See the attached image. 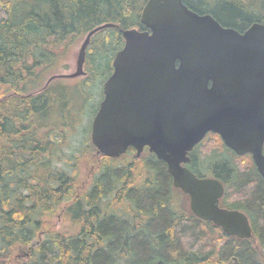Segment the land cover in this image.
<instances>
[{"label": "trees", "instance_id": "1", "mask_svg": "<svg viewBox=\"0 0 264 264\" xmlns=\"http://www.w3.org/2000/svg\"><path fill=\"white\" fill-rule=\"evenodd\" d=\"M146 1L0 0V264H15V251L27 254L20 264H197L209 258L212 264H264V180L251 157L236 154L218 134H205L187 166L223 183L220 202L247 214L252 241L180 213L166 164L152 153L104 156L91 144L90 129L75 154L63 151L65 95L51 80L43 82L44 72L62 64L88 31L116 24L94 33L85 50L88 77L79 91L94 116L96 92L123 44L121 30L144 28L139 18ZM182 2L239 32L264 23V0ZM82 158L93 169L83 186L75 169ZM59 211L72 228L51 227Z\"/></svg>", "mask_w": 264, "mask_h": 264}, {"label": "water", "instance_id": "2", "mask_svg": "<svg viewBox=\"0 0 264 264\" xmlns=\"http://www.w3.org/2000/svg\"><path fill=\"white\" fill-rule=\"evenodd\" d=\"M139 21L145 29L121 30L124 44L114 55L91 122L92 145L110 158L130 146L139 156L147 146L165 162L172 185L189 195L197 217L230 235L249 237L247 216L218 206L222 183L196 177L185 164L188 152L211 131L235 153H250L264 180V23L239 32L182 0H147ZM112 26L88 31L75 71L58 76L83 74L90 37Z\"/></svg>", "mask_w": 264, "mask_h": 264}, {"label": "rangeland", "instance_id": "3", "mask_svg": "<svg viewBox=\"0 0 264 264\" xmlns=\"http://www.w3.org/2000/svg\"><path fill=\"white\" fill-rule=\"evenodd\" d=\"M99 36L100 35H94L93 38H96ZM82 40L83 39H81L79 42L71 46L67 54L63 56L62 64L55 65L57 64L55 63L54 64L55 66L49 67L44 72V75H46V78L43 80V82H46L48 77L50 76L47 74H54V75H59V73L68 74L75 70L77 54H78ZM112 52L113 51H110V54H112ZM81 79L82 77L80 76L73 77V78L55 77L54 79L50 81V86L52 87V89H62L65 95L64 97H65L67 106H65L64 115H65V120L67 121V129H66L67 139L65 141L63 151L65 155H69V156H71L72 154H75L76 150L81 145V142L83 141V139L87 138L88 131L90 129V124H91L92 117H93L91 109L88 110L87 108L85 109V107L82 106L83 96H81L80 91H79V87L82 83ZM97 86L99 88V82ZM92 92L95 93L96 91H92ZM96 101H98L97 92H96ZM85 160L86 159H83V158L79 160L76 163V167H75V169L77 170V178L81 186L89 184L93 176L92 166L86 163ZM72 162L73 161H71V163ZM50 222H51V227L53 229H60V228H65V227L72 228V226L65 219L63 211H59L56 214H54L51 217ZM33 244L34 243H32L31 245ZM15 254H19L18 255L19 257L14 260L25 259L22 251H15L12 254V256ZM20 254L22 255L20 256ZM212 263H213L212 258L211 259L209 258L207 261L203 260L197 264H212Z\"/></svg>", "mask_w": 264, "mask_h": 264}, {"label": "flooded vegetation", "instance_id": "4", "mask_svg": "<svg viewBox=\"0 0 264 264\" xmlns=\"http://www.w3.org/2000/svg\"><path fill=\"white\" fill-rule=\"evenodd\" d=\"M138 28V27H137ZM90 43V42H89ZM123 44H124V40H123ZM123 44H122V46H123ZM121 46V47H122ZM113 60V59H112ZM83 70H84V73L80 76V77H82V79L83 78H85V77H88V71L86 70V67H85V63H84V65H83ZM112 71H113V67H112ZM112 71H111V73H112ZM110 73V74H111ZM109 74V75H110ZM108 75V76H109ZM108 76L106 77V79L108 78ZM105 79V80H106ZM104 80V81H105ZM104 81H103V83H104ZM103 83L101 84V87H100V92H99V94H98V101H96V103H97V110H98V107H99V104H100V102L102 101V99H103V90H102V86H103ZM96 110V111H97ZM226 146V145H225ZM229 148V147H228ZM128 150H133V151H135V149L133 148V147H129L128 149H127V151ZM232 150V149H231ZM233 151V150H232ZM143 152H147V153H152V152H150L149 151V149H148V147L147 146H144L143 147V150H142V152H141V154L143 153ZM262 152H263V154H264V142H263V145H262ZM153 154V153H152ZM237 154V153H236ZM239 155V154H238ZM241 155H244V154H241ZM245 155H249L250 157H251V154L250 153H245ZM251 159H252V157H251ZM252 162H253V165H255V163H254V161H253V159H252ZM189 170H191L188 166H187V164L185 165ZM193 166V170H191L194 174H195V164H193L192 165ZM256 167V166H255ZM257 169V168H256ZM196 175V174H195ZM197 176V175H196ZM197 177H199V176H197ZM204 177H212V178H216V177H214V176H204ZM204 177H199V178H204ZM171 178H172V176H171ZM217 180H219L218 178H216ZM171 181H172V179H171ZM220 181V180H219ZM221 182V181H220ZM222 183V182H221ZM222 185H223V183H222ZM172 187H173V191H174V193L175 194H177L178 196H179V200L180 201H177V202H175L174 203V206H176V207H178V209H179V211H180V213H182V214H185V216H186V218H190V217H192L193 219H195V217L196 218H198V219H200V220H203V221H208V220H204V219H201V218H199V217H197L196 215H195V213L191 210V208H190V198H189V195L187 194V193H185V192H183L180 188H177V187H174L173 185H172ZM223 187H224V185H223ZM224 194V193H223ZM222 198V197H221ZM221 198H219V201H218V206L220 207V208H224V209H228V210H238V211H241V210H239V209H232V208H228V207H226V206H224L223 204H222V202H220V199ZM241 212H243V211H241ZM246 216H247V214L245 213V212H243ZM247 218H248V221H249V225H250V227H251V223H250V219H249V217L247 216ZM199 222H201V221H199ZM214 226H216L212 221H210ZM202 224H204L203 222H201ZM216 227H218V226H216ZM220 228V227H219ZM221 229V228H220ZM222 230V229H221ZM223 231V230H222ZM224 232V231H223ZM224 233H226V232H224ZM227 234V233H226ZM252 234H253V231H252V227H251V235L249 236V237H244V238H239V237H237V236H235L236 238H238V239H242V240H254L253 238H252ZM227 235H230V234H227ZM230 236H233V235H230ZM23 253V252H22ZM19 254H15V255H13L12 256V261L13 262H15V264H20L22 261H23V259L22 260H14V259H16V258H18L19 256H18ZM22 254H20V256H21ZM24 255V254H23ZM24 257H27L26 255H24ZM149 264V263H148ZM165 264H169V263H165Z\"/></svg>", "mask_w": 264, "mask_h": 264}, {"label": "bare ground", "instance_id": "5", "mask_svg": "<svg viewBox=\"0 0 264 264\" xmlns=\"http://www.w3.org/2000/svg\"><path fill=\"white\" fill-rule=\"evenodd\" d=\"M106 28V27H105ZM172 179V178H171ZM209 221V220H208ZM228 234V233H227ZM233 236H235V235H233ZM28 249V248H27ZM158 260H161V259H157V260H155V261H153V262H156V261H158ZM163 261V260H162ZM164 262V261H163ZM149 263H151V262H149ZM148 264V263H147ZM164 264H165V262H164Z\"/></svg>", "mask_w": 264, "mask_h": 264}]
</instances>
